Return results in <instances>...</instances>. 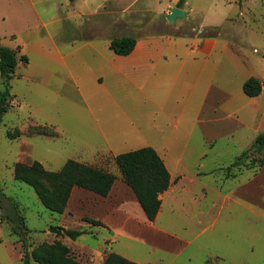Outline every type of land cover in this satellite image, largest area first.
Instances as JSON below:
<instances>
[{"label":"rangeland","instance_id":"374dc122","mask_svg":"<svg viewBox=\"0 0 264 264\" xmlns=\"http://www.w3.org/2000/svg\"><path fill=\"white\" fill-rule=\"evenodd\" d=\"M15 1L0 0L1 33L16 31L13 37L3 33L4 44L12 50H20L12 79L5 82L0 75V90L8 89L11 105L0 125V190L7 198L3 202L5 211L0 206V264L9 255L7 246L13 249L10 251L14 255H20L18 264H24L22 238L14 232L12 223L6 218V213L13 210L24 219L28 229L25 239L30 252L44 242L61 241L70 248L71 257L81 264H104L110 253L119 254L123 246H129L138 255L144 256V245L125 236L114 244L108 232L85 221L91 216L102 217V209L108 206L107 202L101 205L105 197L74 187L65 212L58 214L43 206L32 186L14 177V167L18 162L32 164L39 161L47 170L58 172L71 159L113 173L117 177L115 191L126 184L113 155L100 156L93 152L98 132L94 112L92 114L90 107L81 99L79 89L68 75L66 54L80 34L98 35L108 20L115 21L120 16L124 21L120 19V34H140V28H143L150 33L166 31V35L167 32L175 33L173 29L177 25L180 30L171 36L184 37L189 41L188 46L194 38L188 36L190 33L201 31L218 36L230 45L232 51L247 54V75L257 74L264 83V0H184L181 8L187 10V19H178L175 23L163 21L161 16L171 13L179 0L121 1L118 13L114 9L115 13L108 18L105 15L82 17L79 14L95 12L101 0H77L76 6L74 0H21L24 1L23 6L18 10L13 7ZM2 13L11 19L9 22L8 17L6 26L2 25ZM67 15L73 17L69 19ZM127 25L129 28H126ZM96 42L98 47L105 43L102 40ZM21 54L26 55L29 61L21 62ZM84 56H81L84 63L72 69L79 86H83L81 75L92 77L85 58L91 62L96 58L90 53ZM224 67L226 76H231L225 91L245 97L239 75L233 67L230 74L228 65ZM242 99L235 104L241 112L234 116L230 115L232 112L221 113L218 110L215 119H212V112L205 114L198 124V134L193 136V143L199 148L198 155L207 154V158L199 159L200 167L213 168L214 173L217 172L207 178L238 175L246 171L230 185L243 191L258 188V199L254 202L264 208V151L258 153L253 148L256 137L264 133V126L255 130L259 118L264 116V92L258 100L251 102L256 109L247 107L249 98ZM239 119L248 124L241 125ZM17 134L19 136H12ZM207 142L216 146L210 148ZM243 153L239 164L232 166ZM253 175L259 176L252 180ZM2 215L5 217L2 218ZM55 226L83 230L85 234L76 239L58 236L51 231V227ZM130 229L128 227L127 230ZM127 230L126 233L129 232ZM142 238L152 243L149 233L143 234ZM175 249L172 247L171 250ZM189 253L190 250L184 257ZM31 264L38 263L31 260Z\"/></svg>","mask_w":264,"mask_h":264},{"label":"crops","instance_id":"0c3cea01","mask_svg":"<svg viewBox=\"0 0 264 264\" xmlns=\"http://www.w3.org/2000/svg\"><path fill=\"white\" fill-rule=\"evenodd\" d=\"M121 1L125 0H101L95 12L79 14L108 18L115 13L114 9L118 13ZM23 2L16 0L13 7L18 10ZM74 2L76 6L77 0ZM62 9L65 11L66 8L62 6ZM183 10L187 15V10ZM1 16L2 25L6 26L9 16L4 13ZM66 17L71 19L73 16ZM120 19L123 21L120 16L115 21L108 20L98 35L80 34L76 40L81 39L82 43H72L66 54V69L79 89L81 99L90 107L91 113L94 112L98 132L93 152L116 158L122 153L152 147L163 159L171 184L159 196L161 207L152 222L148 221L132 189L125 183L119 191L113 186L109 196L101 202V205L103 202L108 204L102 209V217L91 216L85 221L108 232L114 244L125 236L144 245V256L129 246H123L119 252L136 264H264V208L254 202L258 199V188L243 191L231 187V182L246 171L207 178L217 172L214 173L213 168L200 167L199 159L207 158V154L198 155L199 148L193 143V136L198 134V124L205 114L212 112V119H215L218 110L232 112L230 115L234 116L241 112L235 104L242 98H249L247 107L256 109L251 102L258 100L260 95L248 96L243 85L250 77L261 78L257 74L247 75V54L232 51L218 36L201 31L188 34L194 37L188 46L189 41L184 37L171 36L180 30L177 25H174L175 33L167 32L166 35V31L150 33L143 28H140V34H120ZM1 29L0 25L1 44L10 48L4 44V34L13 37L16 31H3V34ZM122 37L137 40L129 55H118L110 48L113 39ZM98 40L104 41V45L98 47ZM13 51L17 54L20 50ZM85 53L96 58L94 62L85 58L92 77L81 75L83 86H79L72 69L84 63L81 56L85 57ZM23 56L26 55L21 54L20 60ZM225 64L229 74L233 67L239 75L245 97L225 91L231 81V76H226ZM263 121L264 116L256 122V131L263 128ZM239 123L248 124L243 119H239ZM207 146L214 148L216 145L207 142ZM258 176L253 175L252 180ZM93 220L100 223L91 222ZM128 227L132 229L127 230ZM148 233L152 243L142 238ZM172 247L176 249L172 251ZM10 250L13 249L7 246L9 255L2 264L20 261V255L16 256ZM188 250L190 253L184 257ZM157 251H160L159 256Z\"/></svg>","mask_w":264,"mask_h":264},{"label":"trees","instance_id":"16d2710c","mask_svg":"<svg viewBox=\"0 0 264 264\" xmlns=\"http://www.w3.org/2000/svg\"><path fill=\"white\" fill-rule=\"evenodd\" d=\"M183 4L184 0H179L177 7L181 8ZM136 43L137 40L134 37L116 38L111 41L110 48L116 54L125 56L134 50ZM21 60L27 61V57L23 56ZM17 65L16 52L3 46L0 39V75L5 82L15 75ZM243 90L248 96L256 97L262 94L263 84L258 78L250 77L245 81ZM10 107L8 89L0 90V125ZM12 136L16 137L19 134ZM253 148L258 153L264 151V133L256 137ZM244 154H241L232 166L238 165ZM115 161L124 182L132 189L148 221H154L161 207L159 196L168 190L171 184V176L163 159L152 147H144L122 153L115 158ZM14 177L16 180L32 186L43 206L58 214L65 212L74 187H81L102 197H107L117 179L111 172L71 159L58 172L47 170L39 161H34L32 164L18 162L14 167ZM5 200L7 198L0 190V206L2 208H4ZM3 210L5 211V208ZM1 217L4 218L5 215ZM6 218L10 224H13L11 226L14 228V232L22 238L24 249L22 261L24 264H31V260L38 264H81L71 257L70 248L61 241L44 242L30 252L25 239L28 229L24 219L20 218L14 210L11 213H6ZM91 222L98 223L97 221ZM51 231L58 236H68L72 239L85 234L83 230L66 229L59 226L51 227ZM104 264L136 263L119 254L110 253Z\"/></svg>","mask_w":264,"mask_h":264},{"label":"water","instance_id":"95a60500","mask_svg":"<svg viewBox=\"0 0 264 264\" xmlns=\"http://www.w3.org/2000/svg\"><path fill=\"white\" fill-rule=\"evenodd\" d=\"M163 21H167L170 23H175L178 19H186V13L183 9L174 7L171 11V13L167 15H162L161 16Z\"/></svg>","mask_w":264,"mask_h":264}]
</instances>
